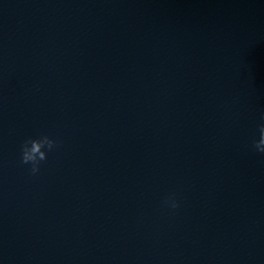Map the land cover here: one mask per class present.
Returning <instances> with one entry per match:
<instances>
[{"label":"clouds","instance_id":"obj_1","mask_svg":"<svg viewBox=\"0 0 264 264\" xmlns=\"http://www.w3.org/2000/svg\"><path fill=\"white\" fill-rule=\"evenodd\" d=\"M258 133V139L254 137L251 141V148L255 152L264 155V111L259 116ZM57 146V141L47 134H42L37 138L29 137L20 146V163L30 165L29 173L35 176L40 172L42 162L47 160L48 152H51ZM164 205L172 209L178 207L174 196L166 198Z\"/></svg>","mask_w":264,"mask_h":264}]
</instances>
